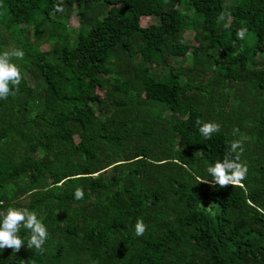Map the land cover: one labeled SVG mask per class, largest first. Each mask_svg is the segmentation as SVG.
Instances as JSON below:
<instances>
[{
    "label": "trees",
    "instance_id": "16d2710c",
    "mask_svg": "<svg viewBox=\"0 0 264 264\" xmlns=\"http://www.w3.org/2000/svg\"><path fill=\"white\" fill-rule=\"evenodd\" d=\"M16 49L0 210L48 238L0 264H264V0H0ZM234 140L242 186L201 182Z\"/></svg>",
    "mask_w": 264,
    "mask_h": 264
},
{
    "label": "clouds",
    "instance_id": "9594fccd",
    "mask_svg": "<svg viewBox=\"0 0 264 264\" xmlns=\"http://www.w3.org/2000/svg\"><path fill=\"white\" fill-rule=\"evenodd\" d=\"M60 10V9H58ZM240 40L246 35V29L236 33ZM24 52L20 49L0 53V99L7 98L11 93L9 85L18 86L21 73L18 66L12 62V57L23 58ZM198 131L204 139H210L213 133L219 131V125L213 122L197 121ZM243 148L239 140L230 143L228 155L220 160L209 162L203 172L204 176L198 177L201 182L211 186L240 185L247 175V167L239 162V153ZM235 154V155H233ZM84 192L80 188L74 191L76 199H82ZM146 226L142 220H137L134 225L135 235L141 236ZM26 233V235H22ZM48 238V228L38 218L35 211L28 208L9 206L0 210V251L10 248L17 252L21 245L41 251Z\"/></svg>",
    "mask_w": 264,
    "mask_h": 264
},
{
    "label": "rangeland",
    "instance_id": "374dc122",
    "mask_svg": "<svg viewBox=\"0 0 264 264\" xmlns=\"http://www.w3.org/2000/svg\"><path fill=\"white\" fill-rule=\"evenodd\" d=\"M226 2H227V0H226ZM70 28H75L77 25H78V22H77V20H71L70 21ZM205 207H209V204L207 203V204H205Z\"/></svg>",
    "mask_w": 264,
    "mask_h": 264
}]
</instances>
